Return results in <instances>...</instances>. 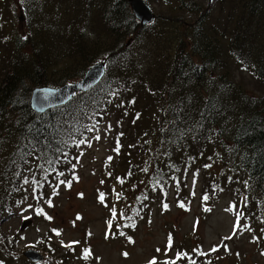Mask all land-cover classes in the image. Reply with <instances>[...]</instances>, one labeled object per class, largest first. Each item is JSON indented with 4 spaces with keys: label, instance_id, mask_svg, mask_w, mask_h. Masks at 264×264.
Returning <instances> with one entry per match:
<instances>
[{
    "label": "trees",
    "instance_id": "16d2710c",
    "mask_svg": "<svg viewBox=\"0 0 264 264\" xmlns=\"http://www.w3.org/2000/svg\"><path fill=\"white\" fill-rule=\"evenodd\" d=\"M29 1L39 15L28 18L24 37L14 29L6 36L9 52L0 56V222L25 197L34 202L32 216L46 217L48 190L74 181L76 152L111 119L119 136L127 131L116 177L122 227L164 206L169 186L179 203L188 173L196 181L210 163L204 190L220 192L223 180L238 178L246 212L255 209L264 221V0L230 2L223 21L196 1L186 8L196 15L176 14L181 28L168 31L161 51L158 30L140 24L127 0ZM151 42L162 60L153 67ZM98 59L105 71L89 89L43 112L29 107L32 87L74 80ZM61 61L63 75L45 77ZM71 64L73 75L65 73ZM6 241L0 234V255L11 257L14 242ZM197 255L179 264H202Z\"/></svg>",
    "mask_w": 264,
    "mask_h": 264
},
{
    "label": "rangeland",
    "instance_id": "374dc122",
    "mask_svg": "<svg viewBox=\"0 0 264 264\" xmlns=\"http://www.w3.org/2000/svg\"><path fill=\"white\" fill-rule=\"evenodd\" d=\"M145 1L156 15L151 28L159 32L154 38L156 49L160 51L168 45V31L172 33L181 28L180 24L174 26L176 14L181 13L185 20L196 15V10L186 9L188 5L197 1L209 6V18L218 15L223 21L229 3L234 2L225 0L220 8L219 0ZM31 6L33 3L29 0H0V56L9 52L4 44L6 36H10L14 29L24 37L28 18L32 21L39 15L41 8L36 10ZM149 47L146 54L153 67L162 60L156 57L152 42ZM62 65L61 61L47 69L45 77H56ZM71 65L72 68L65 73L73 75L76 67ZM242 75L246 85L260 93L255 79L246 72ZM113 125L114 119L105 121L76 152L74 181L68 186L58 184L48 190L51 205L47 201L42 206L46 217L32 216L34 202L30 197H25L4 216L0 222V234L7 237L8 242H14V253L11 257L0 255V264H33L22 256L26 249L37 250L44 256V260L36 264H150L153 259L156 264H179L197 257V254L202 264H264V221L255 209L246 212L245 189L239 179L223 180L220 192L213 187L204 190L210 171L215 170L214 163L196 175L195 184L193 172L188 173L186 189L178 194L179 203L172 195L176 188L169 186L167 208L155 204L150 214L140 217L133 227H122L119 213L124 203L119 198L116 177L124 170L121 155L127 140L123 139V129L127 131L123 126L119 136ZM117 138L118 152L114 151ZM108 157L112 159L109 161ZM101 193L104 194L103 201L99 199ZM204 196L208 199L204 200ZM181 203L184 207L180 206ZM23 221L28 222L20 228ZM108 221H111V227ZM234 226H237L235 231ZM85 249L89 254L84 252Z\"/></svg>",
    "mask_w": 264,
    "mask_h": 264
},
{
    "label": "water",
    "instance_id": "95a60500",
    "mask_svg": "<svg viewBox=\"0 0 264 264\" xmlns=\"http://www.w3.org/2000/svg\"><path fill=\"white\" fill-rule=\"evenodd\" d=\"M129 7L140 24L148 23L153 18V11L145 0H127ZM104 61L102 59L90 63L82 75L75 80L63 82L58 85H37L29 93V106L35 112L61 105L68 101L73 93L85 91L97 83L104 74ZM28 221H23V228ZM22 256L30 262H41L43 255L34 249H26Z\"/></svg>",
    "mask_w": 264,
    "mask_h": 264
},
{
    "label": "snow or ice",
    "instance_id": "6c2138e0",
    "mask_svg": "<svg viewBox=\"0 0 264 264\" xmlns=\"http://www.w3.org/2000/svg\"><path fill=\"white\" fill-rule=\"evenodd\" d=\"M132 102H134V101H132ZM137 116H139V113L137 114ZM110 127V126H109ZM122 135V134H121ZM96 139H99V137L97 136L96 137ZM80 143H84V141H80ZM114 151H119V138H117V148L116 149H114ZM112 159V157H108V160L110 161ZM205 167H210V165H205ZM119 179V178H118ZM61 183H63V181L61 182ZM70 183V182H69ZM196 183V181H195V178L193 179V184H195ZM103 198H104V194L103 193H101L100 194V196H99V199L101 200V201H103ZM204 200H207L208 199V197L207 196H204V198H203ZM48 203H49V205H51V200H49L48 201ZM181 207H184V205H183V203H181V205H180ZM168 207V205L167 204H165L164 205V208H167ZM38 211V213L40 212V211H42V210H37ZM206 211H207V209H206ZM113 216H115V209H113ZM27 217H25V219H26ZM48 219H51V217H47ZM80 217L79 216H77V219H79ZM237 219H239V214H238V216H237ZM108 224H109V227H111V221H108ZM238 226V225H237ZM237 226H234V231H235V228L237 227ZM55 231V230H54ZM121 234H123V233H121ZM57 235H59V232H57ZM105 238L107 239L108 238V234L106 233V236H105ZM231 237H227L226 239H230ZM72 243H78V242H76V241H73ZM169 243H171V236L169 237ZM213 251H215L216 249L215 248H213L212 249ZM158 251H159V249H158ZM84 252L86 253V254H89V250L88 249H85L84 250ZM124 255H128L127 253H124ZM150 264H156V262H155V259H153V261H151L150 262Z\"/></svg>",
    "mask_w": 264,
    "mask_h": 264
}]
</instances>
